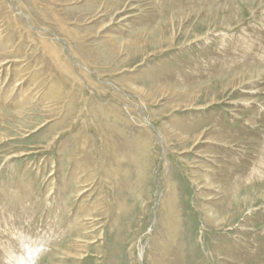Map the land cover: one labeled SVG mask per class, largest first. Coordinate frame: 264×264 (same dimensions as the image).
Segmentation results:
<instances>
[{
    "label": "rangeland",
    "instance_id": "rangeland-1",
    "mask_svg": "<svg viewBox=\"0 0 264 264\" xmlns=\"http://www.w3.org/2000/svg\"><path fill=\"white\" fill-rule=\"evenodd\" d=\"M0 264H264V0H0Z\"/></svg>",
    "mask_w": 264,
    "mask_h": 264
},
{
    "label": "bare ground",
    "instance_id": "bare-ground-1",
    "mask_svg": "<svg viewBox=\"0 0 264 264\" xmlns=\"http://www.w3.org/2000/svg\"><path fill=\"white\" fill-rule=\"evenodd\" d=\"M53 63H54V62H53ZM59 67H60V66H59ZM148 124H149V123H148ZM156 130H157V129H156ZM158 134H159V133H158ZM156 135H157V134H156ZM163 138H164V137H163ZM163 138H162V139H163ZM142 254H143V252L141 251L140 254H139L140 258L142 257Z\"/></svg>",
    "mask_w": 264,
    "mask_h": 264
}]
</instances>
